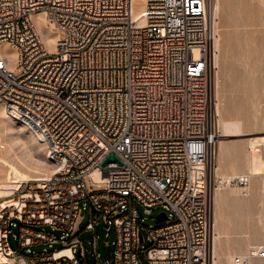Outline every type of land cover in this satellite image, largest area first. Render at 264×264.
<instances>
[{
  "label": "built area",
  "instance_id": "obj_1",
  "mask_svg": "<svg viewBox=\"0 0 264 264\" xmlns=\"http://www.w3.org/2000/svg\"><path fill=\"white\" fill-rule=\"evenodd\" d=\"M211 5L0 0V105L34 132L56 168L0 202L1 255L26 264H81L74 232L82 209L93 228L102 222L114 230L101 264L210 263L219 122ZM39 14L59 31L53 53L37 30ZM3 46L14 52L11 65L20 78ZM109 155L120 165L101 167ZM94 171L101 182L92 179ZM87 179L98 189L90 193ZM138 205L146 214L161 207L165 215L145 229L147 248L143 237L139 242ZM37 245L47 248L29 249ZM252 258L264 259V248L233 264Z\"/></svg>",
  "mask_w": 264,
  "mask_h": 264
},
{
  "label": "rangeland",
  "instance_id": "obj_2",
  "mask_svg": "<svg viewBox=\"0 0 264 264\" xmlns=\"http://www.w3.org/2000/svg\"><path fill=\"white\" fill-rule=\"evenodd\" d=\"M213 27L214 41L216 39L217 42L215 54L213 52V62H215L217 72L215 100L219 112L218 135L226 134L225 137L220 138V141L218 137L217 144L227 152L251 156L247 139L257 136L264 137V0H218ZM194 58H199L198 51L194 52ZM14 76L20 78L22 76L21 71L16 70ZM13 125L16 126L17 133L26 139V133L22 129L19 130L20 126L17 123ZM228 132H231L232 135ZM29 145L32 146V143ZM16 151L19 153L18 149ZM1 154L2 150L0 149ZM14 155V150H11L5 155V158L14 157ZM35 155L43 158L40 153H35ZM218 159V155H216L215 164L211 170V179L216 172L215 185L220 187L221 174L240 173L243 168L238 162L232 164L226 162L222 166L221 160V165L218 166L216 163ZM230 181L228 187L226 186L228 182L222 184L220 193H227L229 188L233 187L243 194L244 188L248 187L245 183L243 185L238 183V178H231ZM28 182L36 181L30 180ZM262 182L263 184H261ZM257 184L259 187H255L254 190L252 189L253 186H250L247 198L240 197L244 199L243 202L235 201L236 198L233 199L232 197L227 199L226 202L228 203L223 207L224 216L221 214L219 218L218 229L221 238L217 242V251L220 254L217 261L227 264L226 253H232L234 250H240L246 254L252 248L249 243H254L257 236L264 233V225H262L264 223V217H262L264 214V175ZM86 186L90 193L98 189L92 187L88 179ZM224 186L227 188L223 189ZM2 200L0 199V202ZM218 210L221 211L220 206H218ZM137 211L141 218L139 230L144 239L141 245L147 248L145 229L149 226L160 225L156 221V217L163 211L161 207H155L150 209L149 214H146L145 208L141 205H138ZM90 219L89 211L81 209L77 229L74 232V237L79 242L76 252H81L79 256L81 264H101L102 261L109 258L115 238L114 230L111 226L107 231L102 222L93 228L90 225ZM45 229L49 230L48 227ZM12 231L13 233L17 232L16 229ZM107 233L108 237H106ZM236 242L241 244L240 248H237ZM10 246L12 249L18 250L17 242L13 240L12 236H10ZM61 247L54 245L53 250ZM43 248H47V245L32 246L29 249L34 252H41ZM48 250L51 249L48 248ZM20 252L26 255V248L21 249ZM232 255L235 256V254ZM261 260H255L252 264L261 263ZM13 264L26 263L13 259ZM142 264L147 263L143 260Z\"/></svg>",
  "mask_w": 264,
  "mask_h": 264
},
{
  "label": "bare ground",
  "instance_id": "obj_3",
  "mask_svg": "<svg viewBox=\"0 0 264 264\" xmlns=\"http://www.w3.org/2000/svg\"><path fill=\"white\" fill-rule=\"evenodd\" d=\"M217 8H218V0H212L211 15L213 14V21H214V17L216 16ZM35 23L37 26V30L41 36V40L45 44L48 52L50 53L55 52L57 41H58V35L53 34L50 30L47 29L43 14H39L35 17ZM216 46H217V42L215 39L214 44H213L214 54H215ZM2 50L9 57L8 64L10 66L12 64L11 58H13L15 54L11 49L5 46L2 47ZM214 61H215V58H214ZM215 66H216L215 62H213V68ZM214 69H215V73H214V76H215L214 94H215L217 93V72H216V67ZM215 89H216V92H215ZM216 109L218 112L217 104H216ZM218 117H219V112H218ZM15 123L17 122L10 119L6 115L3 109V106L0 105V149L2 150V154L0 155V199H3V204L9 202L7 200L9 196L11 195L12 191L18 188L23 182H28L30 180L39 181L41 179H47L50 175L53 174V172L56 169L55 166L47 160L46 148L35 137L34 132L31 129L17 123L20 126L19 130L22 129L26 133V139H25L20 135V133H17L16 126L13 125ZM218 132H219V129H218ZM228 133L231 134V132H228ZM225 136H226L225 133L218 135L219 141L221 137H225ZM247 140H248L247 144H248V147L250 148L251 156L249 155L241 156L240 153H237V152H227L218 145L217 155L219 159H218V162H216L217 165L218 166L221 165L220 160H221L222 166H224L223 164L226 162H228V164H232L233 162H238L243 168V171L240 173H236V172H232L229 174L226 173V175L218 174L220 175L222 179V182H220L221 184L220 187H217V185H215L216 184L215 183V175H216L215 173L216 172H214L213 178L211 179V181L214 182L215 191H214V212H213V240H212V248H211V253H210L211 260L209 264H223L224 263V262L217 261L220 255L217 251V242H218V239L221 238L220 237L221 233L219 232V229H218L219 218L221 214L224 216L223 207L228 203L226 202L227 199L229 197H232L233 199L236 198L235 201L243 202L242 200L244 199H241V198L242 197L247 198L248 190L250 186H253L252 188L253 190L255 189V187H259L257 182L261 180L262 176L264 175V137L257 136L255 138H249ZM30 143H32V146L29 145ZM16 149L19 150V153L16 151ZM11 150H14L15 152L14 157L5 158V155L10 153ZM35 153H40L43 158L36 157ZM221 172L224 173L223 171ZM91 177L96 182H101L103 179L102 177H100L98 171L92 172ZM231 178H236V179L238 178V180L240 179L245 180V184L248 185V187L246 186L244 188L243 194L242 192L236 189H233V187L229 188V191H227V193H224V192L220 193L221 192L220 189H222L221 186L223 183L228 182L226 186L227 187L230 186L229 184L231 182L230 181ZM261 184H263V182ZM226 186H224L223 189H226L227 188ZM233 199L232 201H234ZM218 206H220L221 211L218 210ZM262 217H264V214ZM260 223H262V221ZM262 225H264V223H262ZM236 246L237 248H240L241 244L239 242H236ZM249 246L252 248H250V250L248 249L249 251L246 252V254L245 252L243 253L240 250H234L232 251V253L231 252L226 253L227 264H231V260L233 264V259L236 256L246 257L249 254H251V252H253L254 250L261 248V247L264 248V233L260 236H257V238L255 239V242L249 243ZM62 253L69 254V251H64ZM232 254H235V256L233 257ZM255 260H260V259L252 258L250 260V264H252ZM260 262L261 263H258V264H264V259H262ZM0 264H13V259L6 258L0 254Z\"/></svg>",
  "mask_w": 264,
  "mask_h": 264
},
{
  "label": "water",
  "instance_id": "obj_4",
  "mask_svg": "<svg viewBox=\"0 0 264 264\" xmlns=\"http://www.w3.org/2000/svg\"><path fill=\"white\" fill-rule=\"evenodd\" d=\"M109 162H117L119 165H120V162H118V160L115 158L114 155H109L101 164V167H105L107 163ZM92 213H93V210H92ZM165 219V215L162 213V214H159L157 217H156V221L157 222H162L164 221ZM139 242H142V235L139 234ZM77 255L79 256V252L77 253Z\"/></svg>",
  "mask_w": 264,
  "mask_h": 264
},
{
  "label": "crops",
  "instance_id": "obj_5",
  "mask_svg": "<svg viewBox=\"0 0 264 264\" xmlns=\"http://www.w3.org/2000/svg\"><path fill=\"white\" fill-rule=\"evenodd\" d=\"M47 29L50 30L53 34L59 35L56 31L52 30L48 25H46Z\"/></svg>",
  "mask_w": 264,
  "mask_h": 264
},
{
  "label": "clouds",
  "instance_id": "obj_6",
  "mask_svg": "<svg viewBox=\"0 0 264 264\" xmlns=\"http://www.w3.org/2000/svg\"><path fill=\"white\" fill-rule=\"evenodd\" d=\"M10 70H13V71H15V68H14V66H13V65H10Z\"/></svg>",
  "mask_w": 264,
  "mask_h": 264
}]
</instances>
